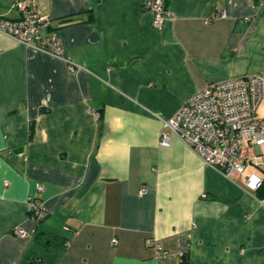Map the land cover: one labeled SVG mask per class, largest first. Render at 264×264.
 Returning <instances> with one entry per match:
<instances>
[{"label":"crops","instance_id":"0c3cea01","mask_svg":"<svg viewBox=\"0 0 264 264\" xmlns=\"http://www.w3.org/2000/svg\"><path fill=\"white\" fill-rule=\"evenodd\" d=\"M145 1L35 0L66 58L0 32V264L41 231L71 239L58 264H264V192L246 182L263 163L232 179L174 133L160 144L199 90L264 77V0H166L161 28Z\"/></svg>","mask_w":264,"mask_h":264},{"label":"built area","instance_id":"2783aa9c","mask_svg":"<svg viewBox=\"0 0 264 264\" xmlns=\"http://www.w3.org/2000/svg\"><path fill=\"white\" fill-rule=\"evenodd\" d=\"M35 0H17L14 6L19 10L17 19L0 17V32L17 41L66 58V52L58 32L53 29L50 14L38 10ZM144 6L153 15V24L163 27L172 18L166 0H146ZM71 70L76 65L68 59ZM264 99V77L259 74H245L228 77L210 83L190 97L177 113L164 119L167 130L161 134V146H169L171 135H178L188 144L206 165L221 171L226 177L246 175V168L264 149V116L258 115ZM249 188L257 190L264 177L251 173L246 176ZM43 189L42 185L38 187ZM146 188L141 189L143 194ZM31 213L42 218L43 204L38 197H31ZM67 230H69L67 228ZM15 234H25L18 228ZM116 242V239L113 241ZM147 243L156 249L158 256L167 252L155 238Z\"/></svg>","mask_w":264,"mask_h":264},{"label":"trees","instance_id":"16d2710c","mask_svg":"<svg viewBox=\"0 0 264 264\" xmlns=\"http://www.w3.org/2000/svg\"><path fill=\"white\" fill-rule=\"evenodd\" d=\"M264 192V182L257 189ZM69 237H63L56 232H38L33 243V250L24 264H35L41 258L40 264H58L61 252L69 245Z\"/></svg>","mask_w":264,"mask_h":264},{"label":"rangeland","instance_id":"374dc122","mask_svg":"<svg viewBox=\"0 0 264 264\" xmlns=\"http://www.w3.org/2000/svg\"><path fill=\"white\" fill-rule=\"evenodd\" d=\"M260 113H262V109L260 110ZM263 114V113H262ZM261 160V162H260ZM263 163V164H262ZM262 164V166L264 167V154L257 156L256 160H254L253 162H250L248 164V168H252V169H257L260 172H262V170L260 169V165Z\"/></svg>","mask_w":264,"mask_h":264},{"label":"water","instance_id":"95a60500","mask_svg":"<svg viewBox=\"0 0 264 264\" xmlns=\"http://www.w3.org/2000/svg\"><path fill=\"white\" fill-rule=\"evenodd\" d=\"M41 262H42V259L39 258V259H37V261L35 262V264H40Z\"/></svg>","mask_w":264,"mask_h":264}]
</instances>
